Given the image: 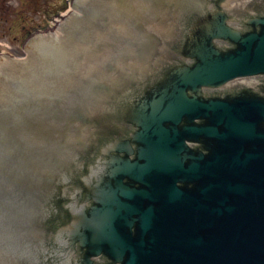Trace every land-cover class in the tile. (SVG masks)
Instances as JSON below:
<instances>
[{
	"label": "water",
	"instance_id": "1",
	"mask_svg": "<svg viewBox=\"0 0 264 264\" xmlns=\"http://www.w3.org/2000/svg\"><path fill=\"white\" fill-rule=\"evenodd\" d=\"M125 1L1 77L3 264H264V0Z\"/></svg>",
	"mask_w": 264,
	"mask_h": 264
},
{
	"label": "rangeland",
	"instance_id": "2",
	"mask_svg": "<svg viewBox=\"0 0 264 264\" xmlns=\"http://www.w3.org/2000/svg\"><path fill=\"white\" fill-rule=\"evenodd\" d=\"M51 1V5H47V14L45 16V24H52V20H54L55 18V13H54V9H56L57 11V6H58V0H49ZM12 13V11L7 8V7H4L0 10V34L2 33H5V35L2 36V38L0 37V42H8L9 40H11L15 35H19V32H18V27L16 26V22L12 21V19H8V16L11 15L12 18L13 16H16L18 17L17 14H11L10 12ZM17 13V12H16ZM10 24V26H9ZM29 27H30V30L33 31V33L35 32H38L39 30H36L33 25H35V22H30L29 23ZM109 26H111L113 24L112 21L109 22ZM9 26V27H8ZM109 26H106L105 28H103L102 30H107L109 29ZM52 28V30H54L55 27H47L46 29H43V28H39L41 32L43 33H47L49 32V29ZM8 29H10L11 31L8 32ZM8 40V41H7ZM23 40V33H22V38L20 40V43L21 41ZM4 48V46H3ZM23 53L22 49H21V46L18 48L17 50V54L21 55Z\"/></svg>",
	"mask_w": 264,
	"mask_h": 264
},
{
	"label": "flooded vegetation",
	"instance_id": "3",
	"mask_svg": "<svg viewBox=\"0 0 264 264\" xmlns=\"http://www.w3.org/2000/svg\"><path fill=\"white\" fill-rule=\"evenodd\" d=\"M35 7L30 10L29 6L22 5L17 9L21 21H43L46 12V0H33Z\"/></svg>",
	"mask_w": 264,
	"mask_h": 264
},
{
	"label": "bare ground",
	"instance_id": "4",
	"mask_svg": "<svg viewBox=\"0 0 264 264\" xmlns=\"http://www.w3.org/2000/svg\"><path fill=\"white\" fill-rule=\"evenodd\" d=\"M87 22H88V25H89V20H88ZM40 49L43 50L44 47L41 45V48H40ZM73 50L75 51V50H77V49H73ZM83 53H84V50H77V51L74 53V55H82ZM69 54H70V52H69ZM72 57H73V56H71V59H72ZM62 58H63L62 53L58 52V53H55V54L52 55V58H51V61H50V62H41V63H40V66H39V67H40V72L38 73V76H36V78H40V75H41L45 70L50 69V68H52L53 66H56V65L61 61ZM86 61H87V65H88V67H91L92 65H95L94 62H93V59H91V60L86 59ZM79 63L84 64L85 62L82 61V62H79ZM59 66H60V65H59ZM59 66H58V67H59ZM37 84H39V83H37ZM22 86H23V85H22ZM24 86H25V85H24ZM24 86H23V87H24ZM34 86H35V85H34ZM34 90H35V87H32L30 93L34 92Z\"/></svg>",
	"mask_w": 264,
	"mask_h": 264
}]
</instances>
